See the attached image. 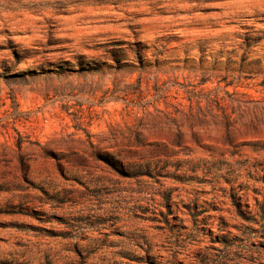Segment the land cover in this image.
Listing matches in <instances>:
<instances>
[{
	"label": "rangeland",
	"instance_id": "obj_1",
	"mask_svg": "<svg viewBox=\"0 0 264 264\" xmlns=\"http://www.w3.org/2000/svg\"><path fill=\"white\" fill-rule=\"evenodd\" d=\"M0 264H264V0H0Z\"/></svg>",
	"mask_w": 264,
	"mask_h": 264
}]
</instances>
